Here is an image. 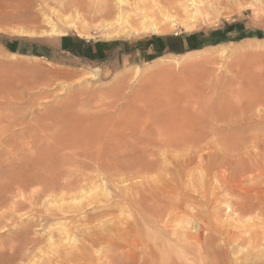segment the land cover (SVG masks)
Wrapping results in <instances>:
<instances>
[{
    "label": "rangeland",
    "instance_id": "1",
    "mask_svg": "<svg viewBox=\"0 0 264 264\" xmlns=\"http://www.w3.org/2000/svg\"><path fill=\"white\" fill-rule=\"evenodd\" d=\"M181 1L0 0V82L11 87L0 88V175L22 168L26 179L39 165L44 182L18 188L0 176V264L55 259L71 249L62 229L82 241V228H115L116 222L132 224L114 232L122 248L85 243L90 260L80 264L145 249L157 253L154 264H238L245 244L229 243V236L243 227L264 230V0H200L190 31L178 22ZM135 3L157 21L163 13L177 19L163 34H193L198 49L222 45L153 62L120 53L92 62L62 52V36L46 32L53 23L88 41L139 44L152 32L108 35L117 13ZM72 21L89 37H78ZM36 66L78 74L33 84L42 77ZM131 117L148 121L147 131L137 134L141 166L97 167L96 135ZM75 128L83 130L62 147ZM185 220L197 222L201 244L172 233Z\"/></svg>",
    "mask_w": 264,
    "mask_h": 264
},
{
    "label": "bare ground",
    "instance_id": "2",
    "mask_svg": "<svg viewBox=\"0 0 264 264\" xmlns=\"http://www.w3.org/2000/svg\"><path fill=\"white\" fill-rule=\"evenodd\" d=\"M235 1H239V0H235ZM259 1H261V0H251L252 3L253 2L256 3ZM199 4H200V0H182L180 2V7H181V10L183 12V17H182V20H180L178 22L181 23L182 27H184L186 31H190L193 29L194 26H196V22L198 20V15L201 12V6ZM133 5H134V7L132 9H130V11L128 10L124 14H122L120 12L117 13V16L115 18V24L116 25L114 27V30L111 33H109L108 35L111 34L110 36L113 35V36L117 37L120 34H123L125 32H130V31H134L136 33L152 32L154 34H159V33H162L163 31H165L167 29L166 26H169V27L174 26L177 22L176 21L177 19L173 18V16H171L170 14L163 13V20H162L163 23H162L161 21H157V19H155L152 16L145 13L148 11H144V13L138 12L137 11L138 3H135ZM152 7L153 6L148 7V8H150L151 12L154 11ZM130 13L133 14L132 18H131ZM69 26L73 29V31H75L77 36L83 37V38L89 37V35L85 31V29L82 26H78L73 21L69 22ZM49 28L50 29H48L46 31L49 35L62 36L66 33L65 31L61 32V30H59L57 28V26H55L53 23L50 24ZM221 45H222V43H219L216 45L204 47L202 49H197V50H193L190 52L187 51V53H184L183 55H172V56L174 58L183 57L185 55H189V54H193V53H195V54L200 53L208 47H217V46H221ZM12 54L15 55L16 53H12ZM32 57L36 58L37 56H32ZM161 62H163V61H161ZM177 63H178V61H177ZM32 70L33 71H40V72H37V73L41 74V76H42L38 80L39 82H37V80H36V82H33V84L39 83L40 85L43 83L48 84L49 82L54 81V80L59 79V78L70 79V78H72L78 74L77 72L71 71V70H68V71L57 70V71H53V72H51V71L50 72H43L44 68L39 67V66H36ZM95 70H93V71L95 72ZM43 76H45V78ZM91 76L95 79L97 77V73L91 74ZM28 78H30V77H28ZM8 84L9 83H6L3 86V83L0 82V88H2V86H3L2 89L11 88V87H8ZM13 90H15V89H13ZM1 105H2V103H0V106ZM5 105H7L8 107H12V105H15V104L13 102L8 101L5 103ZM135 109L137 110V107ZM138 111L140 112L141 110H138ZM147 122L145 124H140L139 122H136V120H134V117H131L128 122L116 121V122H113V124L110 126V129L109 128H108V130H106L104 128L101 129L99 131L98 135H96V138H98L100 140H98V142H96L93 145L96 147V149L92 153L95 165H97V167H107V168L111 167L113 169L114 168L115 169L120 168L121 170H123V168L130 167V166H132V167L133 166H138V167L141 166L142 162H141V158H140L141 151H140L139 144L142 142V139H140L139 143H138L137 134L142 135L143 133H145L147 131V129H148ZM189 122H191V121H189ZM81 130H83V129L75 128L74 131L72 132L75 134V136L72 137L73 139L71 138V136H69L67 141H62V147H64L69 142L72 143V140H76L77 136L80 134L79 132ZM72 136H73V134H72ZM174 141L175 140L173 139V142ZM173 142H172V144L175 145L178 141L176 143H173ZM130 147H132L133 149H129ZM131 151H132V153H130ZM50 158H53V156ZM61 159H62V157H61ZM49 160H52V159H49ZM40 169L41 168L39 165L32 167L28 171V174H26V179L22 178L23 176H25V173H26L24 170H22V168L17 169V170H10V171L8 170L5 173L3 172L4 174L0 175V176H2L1 179L5 178L6 181L9 182L11 187L13 185H14L13 187L16 186L18 188L21 186L25 187L26 183L28 185V184H33V183L41 184V182H43L40 178V173H39ZM120 169H119V171H120ZM5 179L3 180L4 182H6ZM103 182L105 183V180H103ZM3 184H5V183H3ZM3 184H2V182L0 183V185H3ZM9 184H7V185H9ZM43 184H44V182H43ZM9 186H8V189H9ZM5 188H7V187H5ZM5 188H3V189L5 190ZM44 188H45V186H44ZM0 189H1V187H0ZM41 189H42V187H41ZM9 190H11V189H9ZM9 190H6V191L8 192ZM40 191H42V190H40ZM35 194H38V192L37 193L35 192ZM0 195H2V192ZM90 197H92V196H90ZM93 197H96V196L94 195ZM93 197H92V199H93ZM97 201L98 200H96V202ZM223 202H224V204L227 205V207L229 206L228 200H225ZM1 204H3V203H1ZM90 204H92V202ZM242 205H244V204L242 203ZM254 205H252V207ZM3 206H5V205H3ZM0 207H2V206H0ZM242 209H244V208H242ZM95 219H97V218H95ZM113 220H114V218H113ZM234 222L240 223L241 221L239 219L235 218ZM253 222H255V221H253ZM90 223H91V221H90ZM112 223H113V221H112ZM116 223H117V227H115V228L111 227V226L104 227V228L102 227L103 229H101V227H100V229H98V230H96L95 228H85V229L82 228V230H80V232H82V241L84 242V244L82 241L77 240L74 233L62 229L61 232L64 235L65 240L67 241V244L69 243L71 249L69 251H65L63 256L61 253L59 256H57V258L52 259V260L51 259L47 260L46 259L48 257L47 256L46 258H44V259H46L45 260L46 262H41L40 264H80L79 262L84 257H86L87 260H90V257L87 256L88 249H87L85 243H87L89 246H92L95 244L104 245L113 251L117 250L118 248H122L118 245L119 243L118 244L116 243V241H115L116 239L113 236L114 232L117 230H119V231L125 230V232H126L131 227L132 224L130 225L128 223H123V222H116ZM178 224H180V222ZM256 225H257V223H256ZM179 226L180 227L173 229V232H172L174 234L177 233V239L178 238L181 240L189 239V241H190V238H191V240L193 239L192 241H196V243H200V244L202 243L203 234L200 236L199 232L201 230H199L200 227L198 226L197 222L185 220ZM191 228H194L193 229L194 232L196 231L197 234H199V235L198 236L192 235L193 233L191 234V232L189 231ZM46 233H45V236L48 237L49 244L50 245L53 244V242L51 240V236L49 235V233H47V234ZM229 238H228L229 239L228 241H230L229 243L235 242V241H240L243 244H245L246 252L243 255V257L241 256L242 258L240 257L241 258L240 260H238V261L235 260L236 263H238V264H251L249 262H254L256 264H264V244L262 243V241L264 240V230H256V229L252 230V228H250V227H243V228H240L236 233L232 234L231 237L229 236ZM24 241H25V239H24ZM168 241L169 240H167V242ZM78 242L80 244H78ZM22 247H23V245H22ZM83 250H85V251H83ZM193 252H195V251H193ZM55 253H57V252L55 251ZM156 254L157 253L155 251L147 250V249H145L141 252H132L130 250H126V251L121 250L118 254H115L112 258L110 257V259H107V256L103 255V256H97V258H95L94 260L96 263L98 262L97 264H154V263H156V260H155ZM47 255H49V254L47 253ZM50 255H52V253ZM165 255H168V254L166 253ZM49 258H51V256ZM169 258H170V256H169ZM164 259H166V258H164ZM199 260L201 261V258H199ZM30 261H32V260H30ZM166 262H167V260H166ZM168 264H171V262H169Z\"/></svg>",
    "mask_w": 264,
    "mask_h": 264
},
{
    "label": "crops",
    "instance_id": "3",
    "mask_svg": "<svg viewBox=\"0 0 264 264\" xmlns=\"http://www.w3.org/2000/svg\"><path fill=\"white\" fill-rule=\"evenodd\" d=\"M150 35L143 42H139V44L137 42L118 43L115 41L103 44L101 42L72 37L65 33L59 39V45L62 52L75 58L92 62L102 61L114 53L127 56L141 54L144 60L151 61L158 55H183L187 51L190 52L198 49L196 48V42L198 41L194 38L193 34L152 33Z\"/></svg>",
    "mask_w": 264,
    "mask_h": 264
}]
</instances>
